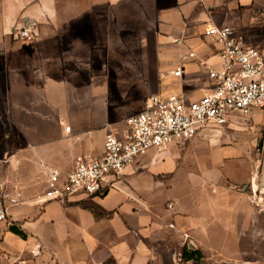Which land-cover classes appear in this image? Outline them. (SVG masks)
<instances>
[{
    "label": "crops",
    "instance_id": "1",
    "mask_svg": "<svg viewBox=\"0 0 264 264\" xmlns=\"http://www.w3.org/2000/svg\"><path fill=\"white\" fill-rule=\"evenodd\" d=\"M260 11L264 0H0V111L21 129V181L42 165L66 174L77 158L101 156L107 124L122 128L151 95L199 91V98L210 86L205 66H220L205 29L239 32ZM22 28L33 37L18 38ZM137 47L155 58L132 56ZM189 52L195 56L183 59ZM178 145L161 152L160 168L144 161L146 152L138 156L102 195L23 201L17 219L26 238L8 221L1 240L22 245L15 251L25 255L40 243L39 264H264V204L235 189L249 172L227 168L241 148L207 172H177ZM185 249L193 258L182 257Z\"/></svg>",
    "mask_w": 264,
    "mask_h": 264
},
{
    "label": "built area",
    "instance_id": "2",
    "mask_svg": "<svg viewBox=\"0 0 264 264\" xmlns=\"http://www.w3.org/2000/svg\"><path fill=\"white\" fill-rule=\"evenodd\" d=\"M204 34L218 44L220 66H205L210 86L203 94L197 99L180 93L151 95L144 109L124 119V128H108L101 156L77 158L74 168L66 174L48 168L47 186L38 203H63L75 195H102L148 150L161 153L169 145L184 143L202 131L230 125L233 117L251 118L256 111L264 112V52L248 45L232 26L211 25ZM17 36L26 40L33 37L27 28L20 29ZM173 42L180 41L175 38ZM193 56L195 53L189 52L183 59ZM182 72L177 66L172 74L179 76ZM20 197L18 190L8 191L0 180V226L8 223L9 208L16 206ZM42 250L38 242L28 255L0 246V264H39L36 258Z\"/></svg>",
    "mask_w": 264,
    "mask_h": 264
},
{
    "label": "rangeland",
    "instance_id": "3",
    "mask_svg": "<svg viewBox=\"0 0 264 264\" xmlns=\"http://www.w3.org/2000/svg\"><path fill=\"white\" fill-rule=\"evenodd\" d=\"M251 15L253 16L249 18L248 25L237 29L243 35L248 45L264 52V11L253 14L251 12ZM146 46H149V43ZM132 50H136L132 53V56L145 55L142 61L146 60L145 58L149 61L155 58L154 50L151 48L137 47ZM106 53L107 56H114L116 58H128L130 56L129 53L115 54L113 50L110 52L107 50ZM132 66L133 64L129 63L127 68ZM163 84H165L164 81H162ZM136 87L139 88L137 83L133 87L131 85V88H133L132 92H134ZM128 91L126 92L128 93ZM200 94L201 92L196 91L190 99L197 98ZM130 97L127 96V102H130ZM134 106L137 107V104H134ZM121 114L122 112L118 115L120 116ZM257 114L255 112L251 118L233 117L230 125L219 128L218 131L205 130L190 140L180 143L177 147L180 150V156L175 159L176 165L179 167L177 172H207L210 167L218 166V162L221 161L222 157L230 155L233 147L239 146L241 148L239 152L235 149V152L232 153L235 155L231 158H226L227 168L232 174H237L239 177L246 175L245 172H249L250 176L241 185L238 184L235 189L247 195L251 201L264 204V191H257L255 185L258 181L259 173L255 177L253 175V172L255 173V171L260 170L264 152V112H262L263 116L260 119H255ZM11 116L13 114L0 111V179L4 182L5 188L8 191L18 190L21 193L19 203L9 208L8 214L10 216L9 223L13 224L14 227L21 228V220L17 218L21 216L22 203L23 201L37 200L43 194L46 188L48 169L42 165L28 181L25 183L21 181V129L17 128L16 119H13ZM122 124L121 126L124 128V123ZM107 126L117 128L118 130L122 129L117 125L107 124ZM190 141L198 144L195 145L193 143V145H190ZM153 151L150 149V151L148 150L143 155L144 161H147L152 166L158 164L156 167L160 168L166 161H161V153L154 151L156 154ZM157 160L158 162L155 163ZM28 168L30 169V167H27V171H29ZM136 172L151 171L139 168ZM27 174H30V172H27ZM33 205L35 206L36 204ZM161 205L163 206L164 204L161 203ZM40 210H42L41 206ZM27 220H30V218H27ZM21 239L24 241L23 238ZM7 241V237L4 236L0 243L7 244ZM7 245H9V250L11 249L12 251L19 250L22 247V245L15 241Z\"/></svg>",
    "mask_w": 264,
    "mask_h": 264
},
{
    "label": "trees",
    "instance_id": "4",
    "mask_svg": "<svg viewBox=\"0 0 264 264\" xmlns=\"http://www.w3.org/2000/svg\"><path fill=\"white\" fill-rule=\"evenodd\" d=\"M9 229H10L13 233H15L16 235L20 236L21 238H23V239L26 238L25 233H24L22 230H20L19 228L14 227L13 224L9 226ZM182 257H183L184 259H186V260L191 259V258H193V252H188V251H186V249H185V250L183 251Z\"/></svg>",
    "mask_w": 264,
    "mask_h": 264
},
{
    "label": "water",
    "instance_id": "5",
    "mask_svg": "<svg viewBox=\"0 0 264 264\" xmlns=\"http://www.w3.org/2000/svg\"><path fill=\"white\" fill-rule=\"evenodd\" d=\"M255 185L257 191H264V152L259 170L258 181ZM252 191H253V187H252Z\"/></svg>",
    "mask_w": 264,
    "mask_h": 264
}]
</instances>
